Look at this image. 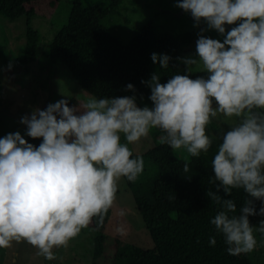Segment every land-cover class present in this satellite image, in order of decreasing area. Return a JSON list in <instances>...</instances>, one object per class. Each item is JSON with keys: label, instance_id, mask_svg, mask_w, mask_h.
<instances>
[{"label": "clouds", "instance_id": "1", "mask_svg": "<svg viewBox=\"0 0 264 264\" xmlns=\"http://www.w3.org/2000/svg\"><path fill=\"white\" fill-rule=\"evenodd\" d=\"M175 6L198 29L195 53L176 58L183 74L162 83L156 71L141 81L150 105L137 103L129 83L131 96L88 95L71 106L68 97L34 108L20 118L23 134L0 137V248L24 240L55 260L54 249L68 247L94 218L102 223L121 179L134 183L143 173V157L130 145L158 130L162 145L198 158L212 148L207 127L222 115L235 120L220 133L211 161L214 190L206 196L217 211L210 223L229 255L255 249L254 232L264 234V219L255 226L249 219L264 217V0H175ZM151 60L167 70L172 57L154 52ZM193 69L200 75L193 78ZM233 189L248 197L239 210ZM209 244L215 246V236Z\"/></svg>", "mask_w": 264, "mask_h": 264}, {"label": "trees", "instance_id": "2", "mask_svg": "<svg viewBox=\"0 0 264 264\" xmlns=\"http://www.w3.org/2000/svg\"><path fill=\"white\" fill-rule=\"evenodd\" d=\"M32 1L0 0V14L11 20L27 14L29 19L31 11L27 12L25 5ZM123 1L73 0L66 24L56 33L45 55L53 71L57 67L67 68L79 87L90 95L98 98L131 96L134 93L125 91L131 83L137 90V103L150 105V89L141 81L149 80L156 71L161 74L162 83L177 72L182 74L184 65L176 58L186 57L191 52L192 39L176 35L155 15L136 27L127 42H122L112 33L114 19L110 17ZM182 12L185 19L193 21L189 14ZM38 45L39 36L27 22L24 53L18 62L34 61ZM154 52L172 57L167 70L152 62ZM75 101L70 98V104ZM155 133L162 134L158 130ZM27 139L37 146L41 142ZM219 143L218 139L208 153H202L198 158L189 154L186 158L178 157L174 150L160 142L146 152L134 153L144 160L142 178L134 183L123 181L132 194L152 246L144 248L116 238L113 264H239L241 254L229 255L223 237L210 223L217 206L207 198L206 192L214 190L209 183L213 177L211 161ZM185 162L189 163L188 173L183 171ZM230 198L238 210L248 199L242 189H233ZM256 206L258 210L259 201ZM110 214L111 208L102 223L97 217L90 224L94 233V264L104 250L105 226ZM262 218L253 216L249 219L254 226ZM213 236L216 244L210 246L209 239ZM4 250L0 248V260Z\"/></svg>", "mask_w": 264, "mask_h": 264}, {"label": "rangeland", "instance_id": "3", "mask_svg": "<svg viewBox=\"0 0 264 264\" xmlns=\"http://www.w3.org/2000/svg\"><path fill=\"white\" fill-rule=\"evenodd\" d=\"M72 1L34 0L25 5V10L31 11L29 19L27 14L14 20L0 14V137L16 131L23 134L25 126L19 123L20 118L30 114L34 108L44 109L49 103L68 97L76 99L71 106L90 95L79 87L67 68L57 67L53 71L45 55L56 33L66 24ZM155 15L160 22L169 25L176 35L192 39L191 52L187 56L193 55L198 29L193 27V21L184 18L182 9L177 8L171 0H124L110 17L114 19L115 25L112 33L122 42H127L136 27H140ZM27 22L37 32L39 45L36 59L20 64L18 60L24 53ZM206 35L220 38L215 31H209ZM10 62L13 66L8 69ZM192 74L195 78L199 73L193 69ZM234 120L235 118L229 119L222 115L212 120L207 127V133L213 137L214 143ZM160 135L153 130L147 138L129 147L133 153L146 152L159 142ZM174 152L181 158H186L188 154L184 149ZM105 234L104 250L96 264H113L116 238L144 248L152 246L143 219L123 179L118 182ZM93 235L89 225L69 242L68 247L54 249L57 257L55 260H47L37 255V249L27 241L13 242L10 247L5 248L0 264H94ZM254 235L257 241L255 249L241 254L239 264H264V234L254 232Z\"/></svg>", "mask_w": 264, "mask_h": 264}, {"label": "crops", "instance_id": "4", "mask_svg": "<svg viewBox=\"0 0 264 264\" xmlns=\"http://www.w3.org/2000/svg\"><path fill=\"white\" fill-rule=\"evenodd\" d=\"M4 253V252H3Z\"/></svg>", "mask_w": 264, "mask_h": 264}]
</instances>
